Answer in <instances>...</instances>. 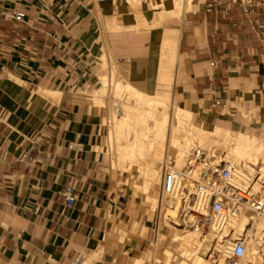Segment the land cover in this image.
Segmentation results:
<instances>
[{"label": "crops", "instance_id": "1", "mask_svg": "<svg viewBox=\"0 0 264 264\" xmlns=\"http://www.w3.org/2000/svg\"><path fill=\"white\" fill-rule=\"evenodd\" d=\"M207 2L0 0L26 13L0 19V77L10 96H0V264H85V253L116 264L124 251L143 249L144 238L124 242L115 232L132 214L97 149L107 107L93 94L104 76L154 94L174 72L171 102L180 105L177 90L190 110L180 108L202 123L230 121L242 105L264 122L261 45L238 5L225 15ZM68 184L77 195L71 209L62 197Z\"/></svg>", "mask_w": 264, "mask_h": 264}, {"label": "bare ground", "instance_id": "2", "mask_svg": "<svg viewBox=\"0 0 264 264\" xmlns=\"http://www.w3.org/2000/svg\"><path fill=\"white\" fill-rule=\"evenodd\" d=\"M184 1L185 0H175L177 4L175 6L183 8L182 5ZM192 1L193 0H187V3L190 4ZM172 48H174V45L172 46V44H170L168 46V52L170 55L168 57V62L166 63L170 69L172 68L171 66L173 65V62L175 61H173V57L171 55ZM167 68L165 70H167ZM170 69H168L167 72ZM170 78L171 76H161L159 79V89L154 94L143 93L130 85L128 82L125 83V81H123L122 83L121 80L119 81V79H115L116 82L114 83V87L116 89L124 88L127 90V87L130 86L132 90L128 92L129 96L127 101L122 104L125 107V109L123 107L125 112L121 114L122 118L124 119L117 120L111 125V136L113 139L116 138V133H126V136L128 133L130 134V137L132 136L131 144L129 142V144L133 146L131 149L132 152L130 149V152H121L123 155L122 159L126 160L128 163L139 160L140 163L143 161V164L146 161L148 163L146 165L149 166L150 161L148 162V160H145V151L147 152V148L150 147L149 149H151L153 148L152 146L156 144L164 148L166 145V149H169L173 152V156L168 160L171 161L172 164H176L178 166L186 160L185 156L191 150H194L205 141H208L207 138L210 139L207 135L206 129H203L201 126L194 128V126L192 128L197 130L193 131L194 129H191V124L187 125L185 122H183L185 118L191 117L193 113L191 111L182 109L171 102L172 93L169 92V89L165 87L166 81L170 80ZM169 85L170 84H168V86ZM54 94L55 93L50 92V95ZM116 94L119 97V92H116ZM118 97L114 96L115 99ZM167 107H169V110ZM171 107H173V110H170ZM213 131L215 133L214 136L217 135L218 137V139L215 138L216 142H214L218 148L220 147L219 149H223V152H219L218 149H215L214 151L210 152L211 156L216 157L217 159L222 158L223 160L230 161L234 167L239 168L248 176H254L257 171L264 174V161L259 160V157L264 151V138L262 140V144L256 145L255 137L244 133L242 130L225 129L214 126ZM149 136H151V140L154 141H147L146 137L149 138ZM119 137L122 138L121 135ZM123 137L125 138V136ZM124 146L126 145L124 144L123 148ZM124 150H126V148H124ZM167 152L170 153V151ZM126 156L128 159L125 158ZM154 160L153 162H155ZM166 161L164 160V162ZM146 165L141 167L143 170L141 173L146 176V182H148L147 180L154 178L156 174L155 169L146 167ZM153 167L155 168V166ZM179 209V204L169 202L166 206V210L164 211L166 212L164 215L166 218L168 217L175 220L180 216ZM162 218L164 219L163 216ZM231 221L234 225V232L231 233L232 238L242 234L246 237L245 252L235 264H264V239L260 234V230L264 227V218L248 211L241 214L237 219L235 218ZM176 222L183 223V227H178V229H180L182 232L173 235V241L177 243L178 251H180V253L182 252V254L180 258H176L177 260L174 259L175 256L168 255V259L166 260L167 264H193L192 262H189L191 260L187 261L189 258L186 257V260L184 257V255L189 251H195V257L192 258L195 264H210L211 260L214 258L215 260L212 264H229L227 263L225 257H228V254L230 253L231 243L229 240L224 238V234L219 235L216 233L214 228H212L210 232L205 235L199 233L194 226L190 225L188 221H185L184 219H177ZM247 224H250L251 227H248ZM150 254V250L144 252L139 258H135V264H144L146 260L148 261L147 258L150 257Z\"/></svg>", "mask_w": 264, "mask_h": 264}, {"label": "rangeland", "instance_id": "3", "mask_svg": "<svg viewBox=\"0 0 264 264\" xmlns=\"http://www.w3.org/2000/svg\"><path fill=\"white\" fill-rule=\"evenodd\" d=\"M188 4L189 3H186V6L185 5L183 6L186 7V9H189L191 5L190 4L188 5ZM177 17L180 18L181 15H177ZM104 69H106V66H104ZM1 79L2 78L0 77V96L3 95L6 99V102L8 103L10 96H8L7 94L3 92L4 84ZM115 79L116 78L114 75H112L111 78H109L108 75L104 76L102 79L103 85L100 91L94 92L93 94V99L96 104L107 107V114L104 117L103 123H102L103 141H102V145L97 147V149L98 151L103 152L105 154V162H106L107 167L111 170L110 174L113 180L116 181L118 190L122 191L125 199L129 201V205L131 207V210H130L132 214L131 220L127 224L123 226H117L115 228V232L118 233L119 240L127 242L128 236L130 234L137 235L140 238L145 239V243L141 251H139L137 254H132V255H130L127 251H124L123 255H119L116 258V264H125V261L126 260L128 261L130 257L141 256L143 252L148 251V250L151 251V254L149 255L150 257L147 258L148 261L146 260L144 264H157V263L167 264L166 260L168 259V255L175 256L174 259H176V258H180L182 254V252L180 253V251H178L177 243L173 241V235H175L176 233L182 232L180 229H178V227L180 226L178 225L176 226L171 223L169 224V222L165 220V218L164 219L162 218L163 214L165 213L164 212L165 208H163L164 205H161L162 203L161 202V194H162L161 166L164 163H171V161H169L168 159H170V157L173 156L172 154L173 152L169 149H166V145H165V148L160 147L159 145H156V144H155L156 146L155 145L152 146L153 147L151 148L152 150L149 149L150 147L147 148L148 153L145 151V156H146L145 160H148V162L150 161L149 166L146 165L148 164L146 161L144 162V164H143V161H141L140 163L139 160L134 161L132 163H128L126 160L122 159L123 155L121 152L123 153L130 152V150L133 148V146L130 145L132 142V139H131L132 136L130 137V134L128 133H127V136H126V133H124L125 135L116 133L115 134L116 138L113 139V137L111 136L112 134L111 125L113 124V122L117 120L124 119L122 118L121 114L125 112L124 110L125 107L122 104H124V102L127 101V98L129 96L128 92L132 90L130 86L127 87L128 91L124 88L116 89L114 87V83L116 82ZM121 82L123 83V81ZM168 84L170 85L168 86ZM177 84H178V80H177ZM165 85H166L165 87L169 89V92L173 93L175 91L174 89H176V80H175L174 72L172 73V77L170 78V80L166 81ZM116 92H119V97L116 94ZM44 93H46L47 97H50V92H44ZM114 96L118 98L115 99ZM175 96L179 104L183 106V103L180 101V95L177 92V90L175 92ZM174 104L176 106L181 107L175 102ZM172 108L173 107H171L170 110H173ZM184 108L190 110L189 108H186V107ZM167 109L169 110V107H167ZM201 118H202L201 116H198L197 114L194 113V115L192 114L191 117L185 118L183 122H185V124L187 125L191 124L190 126L192 130L194 128H198L197 126H201L203 129H206L207 135L209 136L210 139L207 138L208 141H205L203 144H201L197 148H201L208 153L214 151L215 149L216 150L218 149L219 152H223V149H219L220 147L218 148L215 143L218 137L217 135L214 136L215 133L213 131V126H220L223 128L229 127L231 129H240L244 133L254 136L256 139L255 140L256 145L262 144V140L264 138V122L263 123L261 122L255 110L247 111L244 105L240 107L239 115H237V117L235 116V118L231 119L230 121H220L214 125V124L202 123ZM238 120L241 121V123L236 122ZM254 122L256 124H254ZM232 125L233 127H231ZM196 130L197 129H194L193 131H196ZM120 135L122 136V138L119 137ZM123 136H125V138ZM210 136L211 137L214 136L212 137L213 140L211 139ZM146 139L147 141L148 140L154 141V140H151L152 139L151 136H149V138L146 137ZM124 144L126 145L124 146L126 150H124L123 148ZM167 151H170V153ZM191 152L192 150L189 153ZM189 153L185 156V159H187V156L190 155ZM167 155H170V156H167ZM152 156L157 157V158H153ZM125 158L128 159L127 156ZM219 159H222V158H219ZM153 160L155 162H153ZM164 160L166 162H164ZM259 160L264 161V151L262 155L259 157ZM185 161L179 164L178 166L176 164L175 165L177 167H180L181 165L182 167ZM145 165L146 167L155 169V174H156L154 178L147 180L148 182H146V176L141 173L143 171L141 167ZM153 166H155V168ZM176 221L177 219H175V223L177 224ZM189 252H187L184 255V257L189 258L188 260L186 258V260L187 261L191 260L189 262H192L193 264H195V262H193L194 260L192 259L193 257H195L194 256L195 251H189ZM225 259L227 263L229 264H235L238 260V259L231 260L228 257H225ZM214 260L215 258L211 260L210 264H212ZM99 261H100V254H94V253L86 254L85 253V264H98Z\"/></svg>", "mask_w": 264, "mask_h": 264}, {"label": "built area", "instance_id": "4", "mask_svg": "<svg viewBox=\"0 0 264 264\" xmlns=\"http://www.w3.org/2000/svg\"><path fill=\"white\" fill-rule=\"evenodd\" d=\"M222 1L208 0L207 7L227 15L238 5L264 52V0H225L224 4ZM25 15L24 10L0 8V19L12 18L19 22ZM161 190L164 210L169 202L179 204L177 219L188 221L201 234H208L212 228L219 235L224 234L231 243L228 254L231 260L239 259L246 248L243 234L232 238L234 225L231 220L248 211L264 218V174L257 171L254 176H248L230 161L217 159L201 148L192 150L182 167L172 163L161 166ZM62 197L67 208L75 207L77 195L73 185L64 187ZM164 214L169 223L183 227V223L176 224ZM260 234L264 239V227ZM79 262L80 257L74 264Z\"/></svg>", "mask_w": 264, "mask_h": 264}]
</instances>
